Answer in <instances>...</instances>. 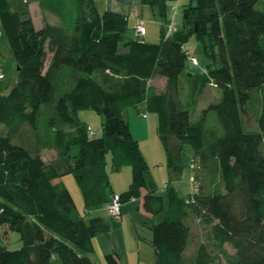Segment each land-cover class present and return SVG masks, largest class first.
<instances>
[{
    "label": "trees",
    "instance_id": "16d2710c",
    "mask_svg": "<svg viewBox=\"0 0 264 264\" xmlns=\"http://www.w3.org/2000/svg\"><path fill=\"white\" fill-rule=\"evenodd\" d=\"M173 1L139 0L160 25L159 42L149 43L126 35V14H101L94 0H38L41 11L59 17L38 28L26 9L0 0V26L17 68L15 83L0 92V125L7 128L0 133V264H96L92 239L110 234L92 212L111 196L106 155L113 169H131L121 202L147 188L146 161L123 117L140 104L157 116L174 177L185 145L199 156L196 191L182 197L168 185L166 206L149 185L142 196L146 213L165 212L150 226L156 264H264V1L188 0L167 34ZM192 36L204 59L200 71L186 67ZM154 76L165 79L161 91L149 83ZM209 85L219 99L191 121ZM85 109L102 115L98 135L82 119ZM42 150L63 162H45ZM66 173L80 188L83 215L57 180ZM191 218L210 226L213 252L199 245L184 256ZM103 263L122 264L115 251L104 253Z\"/></svg>",
    "mask_w": 264,
    "mask_h": 264
},
{
    "label": "rangeland",
    "instance_id": "374dc122",
    "mask_svg": "<svg viewBox=\"0 0 264 264\" xmlns=\"http://www.w3.org/2000/svg\"><path fill=\"white\" fill-rule=\"evenodd\" d=\"M28 1V5L31 8L32 11L35 14V22L37 25H41L44 19L47 20L49 23H58L59 17L58 15L53 11H48V15H44L39 13L37 3V0H26ZM178 1V3H177ZM188 0H174L173 4H177V8L175 11L169 10L167 11V23L170 22V20H173L175 23H180L182 19V10L184 5L187 3ZM264 1V0H262ZM8 3L10 5V8L12 10H17L20 8H25V3H23V0H8ZM95 6L97 10L102 14L105 10L110 9L114 11H118L124 14L128 15V27L126 31V35L130 37L134 36V31L132 29V24L135 19V17L139 16L144 20L145 24V36L143 38L144 41L149 43H158L159 42V35H160V25L159 21L152 15V10L148 5H141L139 4L138 0H118L117 3H113L112 0H94ZM22 5V7H21ZM27 9V8H26ZM37 9V10H36ZM138 9V10H137ZM167 24H165V28L167 29ZM1 36H0V72L3 74V77L0 78V92L6 93L12 85L17 80V68H16V62L14 58L11 55V52L9 50V46L7 44V41L5 39V36L2 32V28L0 26ZM185 50L188 52L189 56H194L198 64L192 65L189 61H187L186 67L193 71H200L203 68V63L201 64V61L203 59L200 45L195 39V37H189L187 42L184 45ZM50 55V53H48ZM47 55V56H48ZM48 60H46L45 66L47 65ZM155 83H159V81H155ZM219 90L212 85H209L206 87L204 92L198 97V101L196 105L194 106V109L190 110V120L194 121L196 120L202 111L203 108H205L210 102H215L219 99ZM133 111L136 116H141L142 113H146L148 115V122L150 123V132L152 133V139L154 136V142L158 144L160 150L162 145L160 140L158 139L157 135V116L155 113L146 111V109L138 105L137 106H131L126 109ZM144 111V112H143ZM80 115L82 119L86 122L87 125H89L92 130L89 132L90 134H96L98 135L100 133V126L102 122V115L97 113L93 109H85L80 112ZM142 118V117H139ZM143 119H145L143 117ZM146 120V119H145ZM6 126L0 125V133L6 132ZM76 150V147L71 148V153H74ZM53 150H42L41 155L42 159L45 162H53V163H59L63 162V160L60 161V158L53 155ZM162 152V151H161ZM161 154L162 164H163V170L161 175L160 173V163L155 159L151 154L149 162L147 164V179L154 182V185L156 186V191H161V195H164V189L165 186L163 185V182L165 180H168L169 178L172 179V185L175 187V189L178 191L179 195L182 197H186L192 190L191 185L189 183L190 174L195 173V170L192 169L191 163L194 164L196 167L199 163V156L194 155V153L189 148V145H185V151L183 153V169L180 173V175L177 177H170L172 176V173L168 174V171L166 169V156L165 151L163 149V152ZM107 172L110 180V188H111V195L112 194H119L122 191L128 189L130 182H131V169L129 166L121 167L119 170H115L111 166L110 161V154L108 153L107 156ZM55 161V162H54ZM126 171V174H125ZM165 171V173H164ZM129 172V173H128ZM63 181L64 185L70 192L75 205L77 209L80 212H83L84 210V204L83 199L81 195V191L79 186L77 185L72 173H66L63 174ZM166 187L170 184L169 182H165ZM133 202L132 204H130ZM138 199L130 200L121 202V214L119 218H113L110 216L107 207H98L92 211L94 214L99 215L103 221H105L109 225V236L106 237L103 234H99L94 238V241L97 242L99 238H101L102 242L101 244L99 242L95 243V247L98 252L92 256L93 261L96 264H104L103 263V255L104 253L113 252L115 251L121 260L123 264H156V255L154 248L152 244L150 243V237H151V230L150 226L161 219L165 213L164 211L156 216L152 215H144L143 207L140 205L138 208ZM124 204V205H123ZM126 204V205H125ZM189 225V239L187 243V247L184 251V256H191L196 248L199 245H204L208 250L212 251L213 248V241L210 233V226L202 224L197 218H191L188 220ZM98 237V238H97ZM10 239V242L13 241ZM7 243V242H6ZM15 246H18V242L15 243ZM12 246V247H15ZM226 250L228 253L234 252L233 248L226 244L225 245ZM102 249H106L103 250ZM99 257H102V263L99 262Z\"/></svg>",
    "mask_w": 264,
    "mask_h": 264
},
{
    "label": "crops",
    "instance_id": "0c3cea01",
    "mask_svg": "<svg viewBox=\"0 0 264 264\" xmlns=\"http://www.w3.org/2000/svg\"><path fill=\"white\" fill-rule=\"evenodd\" d=\"M113 1V3H117V1L118 0H112ZM108 2H109V0H108ZM138 2H139V0H138ZM23 3H25L26 5H25V8L24 9H26L27 11H28V14H29V16L32 18V20H33V23H34V26L36 27V28H38V27H40L39 25H37L36 24V22H35V13L34 12H36V11H32L31 10V8L29 7V5H28V1H26V0H23ZM36 3H37V6L38 7H36V8H38V10L37 11H39V13H41V14H44L45 16L46 15H48V10H44V11H41V9L39 8V5H38V0L36 1ZM177 3H178V1H177ZM140 4V3H139ZM179 4V3H178ZM21 7H22V5H21ZM107 10H109V11H113V12H118V11H114V10H110V9H107ZM138 10V9H137ZM118 13H121V12H118ZM126 16H127V18H128V15L126 14ZM137 18H140L139 16H137V17H135V19H134V21H133V24H134V22H135V20L137 19ZM43 21H47L46 19H44V17H43ZM42 21V22H43ZM170 23H173V21L171 20L168 24H167V27H168V25L170 24ZM42 24V23H41ZM132 24V25H133ZM145 32H146V30H145ZM145 36V35H144ZM144 38V37H143ZM204 64V61L202 60L201 61V64ZM155 81H159V83H158V85H157V83H155ZM150 84H151V86H153L154 88H155V90L156 91H161L162 89H163V87H164V83H165V79L163 78V77H160V76H154L153 78H151L150 79V82H149ZM206 89V88H205ZM141 106H143L144 108H145V106L144 105H142V104H140ZM138 107V106H137ZM147 111V110H146ZM144 112V111H143ZM143 114V113H142ZM123 117L125 118V120L128 122V124H129V127H130V131H131V134H132V136L137 140V142H138V145H139V148H140V150H141V153H142V155H143V157H144V159H145V161L148 163L149 162V159H150V156H151V154L152 155H154L153 157L155 158V159H157V161L160 163V173H161V175H163L164 176V174L162 173V170H163V164H162V159H161V154L160 153H162L163 152V147H161V149L162 150H160V148H159V146H158V144L157 143H155L154 142V136H153V141H151V139H152V133L150 132L151 130H150V123L148 122V120H147V118H148V115L146 116V117H144L145 119H143V117L142 116H136V114L133 112V111H131V110H125L124 111V113H123ZM139 117H142V118H139ZM159 139V138H158ZM162 151V152H161ZM192 151V150H191ZM54 154L53 155H55V152H53ZM56 156V155H55ZM107 156V155H106ZM106 160H107V158H106ZM55 162V161H54ZM166 162V161H165ZM53 163V162H52ZM107 163H109V162H106V169H107V166H108V164ZM164 164H166V163H164ZM124 167V166H123ZM121 169V168H120ZM166 169H167V171H168V174H170V171L168 170V168H167V166H166ZM129 173V172H128ZM164 173H165V171H164ZM125 174H126V171H125ZM190 175H192V174H190ZM170 177H174L173 175L172 176H170ZM63 175H61L59 178H57V180H61L63 183H64V181H63ZM165 182L167 183V182H169L170 184L169 185H172V179L171 178H169L168 180H165L164 182H163V185L165 184ZM148 185L150 186V188H152L153 190H154V193L155 194H157V195H161V191H160V194H159V192L158 191H156L157 189H156V186L154 185V182H152L151 180H148L147 181V188H142L141 190H140V193H141V195L138 197V198H130V199H128V200H126V201H130V200H135V199H138V205H137V207L139 208L140 207V205L142 206V196H143V194H145L146 193V191L147 190H149L150 188L148 187ZM162 190L164 191V195H161V196H163V202H164V206H166V197H165V188L163 189L162 188ZM123 192V191H122ZM122 202H125V201H122ZM133 202H131L130 204H132ZM124 205V204H123ZM126 205V204H125ZM103 208H106L105 206H103ZM79 211V210H78ZM142 211H144V210H142ZM80 212V211H79ZM85 213V209L83 210V212H80V214H84ZM95 213V212H94ZM93 213V214H94ZM165 213V212H164ZM96 215V214H95ZM144 215H150L149 213H146L145 211H144ZM99 216V215H98ZM99 234H103L104 236H106V237H108V235L107 234H104V233H99ZM99 234H97L96 236H98ZM96 236H94L93 237V239H92V243H93V246H94V253L93 254H91V258H92V256L94 255V254H96V252H98L97 251V249H96V247H95V243H97V242H99V241H101V238H99V240H97V242H95L94 241V238H96ZM99 237V236H98ZM97 237V238H98ZM100 244L102 243V242H99ZM103 250H106V249H102V251ZM100 255H98V260H99V262L100 263H102V257H99ZM123 264V263H122Z\"/></svg>",
    "mask_w": 264,
    "mask_h": 264
},
{
    "label": "built area",
    "instance_id": "2783aa9c",
    "mask_svg": "<svg viewBox=\"0 0 264 264\" xmlns=\"http://www.w3.org/2000/svg\"><path fill=\"white\" fill-rule=\"evenodd\" d=\"M175 8V7H173ZM174 30V26L173 23H170L168 25L167 28V34L171 33ZM133 31H134V35L137 39L141 40L143 39L144 35H145V24H144V20L142 18H137L133 24ZM189 61L192 64H198L197 59L194 56H191L189 58ZM3 77V74L0 72V78ZM142 117H146V113L141 114ZM89 130H91L88 127ZM192 169L194 170L196 167L194 166L193 163H191ZM189 183L191 185V190L192 191H196L198 186H199V180L197 179V177L195 176V174L193 173L190 178H189ZM164 186L166 187V184H164ZM107 209L108 212L110 214L111 217L113 218H119L120 214H121V199L119 197L118 194H112L110 196V200L109 203L107 205Z\"/></svg>",
    "mask_w": 264,
    "mask_h": 264
}]
</instances>
